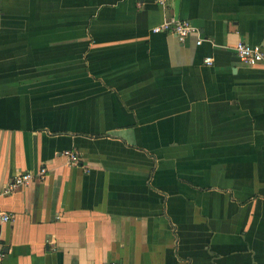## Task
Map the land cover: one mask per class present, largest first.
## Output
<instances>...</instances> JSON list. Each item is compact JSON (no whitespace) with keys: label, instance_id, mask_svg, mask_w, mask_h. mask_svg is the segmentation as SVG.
I'll return each instance as SVG.
<instances>
[{"label":"crops","instance_id":"1","mask_svg":"<svg viewBox=\"0 0 264 264\" xmlns=\"http://www.w3.org/2000/svg\"><path fill=\"white\" fill-rule=\"evenodd\" d=\"M172 16L198 34L152 31ZM239 39L264 51V0H0L4 263L264 264V59Z\"/></svg>","mask_w":264,"mask_h":264},{"label":"built area","instance_id":"2","mask_svg":"<svg viewBox=\"0 0 264 264\" xmlns=\"http://www.w3.org/2000/svg\"><path fill=\"white\" fill-rule=\"evenodd\" d=\"M159 3H164L166 0H156ZM164 30H170L174 32L179 39H184L190 33L198 34V27L191 23L187 19L178 18V17H169L161 21L160 23L154 25L152 27L153 32H159ZM204 38L202 36H198L196 40L197 43H200ZM205 39H208L207 37ZM233 49L236 55L239 57L240 60L254 64L263 61L264 59V51L259 44H251L246 42L242 39L237 40L234 45ZM204 61L207 63H211V57L206 56L204 57ZM63 154L66 155L68 161L71 164H78L79 163V156L74 149H64ZM45 168H41L39 170L40 173H43ZM32 173L31 171H20L16 173L12 179L5 185L2 189L3 193H8L9 191L13 190L15 187L21 184H25L31 179ZM11 218V214L4 210L0 205V219L1 220H8ZM5 256V250L3 244L0 242V264L4 263L3 259ZM116 264V263H110Z\"/></svg>","mask_w":264,"mask_h":264}]
</instances>
